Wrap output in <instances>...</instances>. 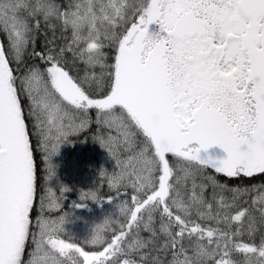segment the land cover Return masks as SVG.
Instances as JSON below:
<instances>
[{
	"label": "snow or ice",
	"instance_id": "obj_1",
	"mask_svg": "<svg viewBox=\"0 0 264 264\" xmlns=\"http://www.w3.org/2000/svg\"><path fill=\"white\" fill-rule=\"evenodd\" d=\"M41 19L71 33L63 46L36 49ZM152 24L160 34H149ZM0 33V264H264V185L230 188L208 174L264 175V0H71L63 10L55 0H0ZM30 46L39 62L18 76ZM92 110L120 169L108 185L134 194L119 206L120 231L105 242L97 227L88 243L106 246L89 252L54 238L66 214L46 215L61 208L51 188L38 200L32 135L51 180V157L91 125ZM214 146L227 158L201 157ZM245 194L252 207L237 208ZM88 199L101 202L95 191Z\"/></svg>",
	"mask_w": 264,
	"mask_h": 264
},
{
	"label": "trees",
	"instance_id": "obj_2",
	"mask_svg": "<svg viewBox=\"0 0 264 264\" xmlns=\"http://www.w3.org/2000/svg\"><path fill=\"white\" fill-rule=\"evenodd\" d=\"M71 0H55L61 10L67 8ZM36 41L37 50H46L49 47L59 48L67 42V38L70 37V32H64L61 27L60 21L56 19L50 20L45 23L41 19L39 31L32 33ZM0 38L4 44L5 50H8V41L6 35L0 33ZM111 56V49H105ZM31 46L29 52L24 55V63L20 65V69L17 71L19 76L23 69L27 65L38 63L39 61L35 56H31ZM15 67V65H13ZM69 67L71 68V74L77 75V67H72L71 58L69 56ZM82 69V66H79ZM99 69H97V72ZM94 95H101L102 93H93ZM27 110V108H26ZM92 123L82 132L71 136L68 141L60 146L59 152L51 157V164L55 170V175L51 180L46 179L45 169L46 164L43 163V155L37 145V137L32 135V143L35 149V158L38 168V187L37 197L46 194L48 189L51 188L56 194L57 199L61 205L60 210H54L46 212V215L52 219L66 214L65 223L63 224V230L54 235V238L65 239L66 241L74 242L84 250L101 251L104 245L93 246L88 243L92 238L93 230L97 227L101 228L102 235L105 242H110L114 234L120 231V224L126 223L127 217L123 213H119V206L130 207L131 196L134 194L131 188H120L119 190L109 187L107 177H111L113 173L119 172L120 169L116 166L114 158L108 153L106 148L101 147L98 142V137L101 135L100 128L95 123V110L90 112ZM29 130L32 131L31 122H29ZM106 135V131L104 133ZM121 159H126L128 153H118ZM171 160V157H170ZM209 175L216 176L217 180L221 183L228 185L230 188H251L253 185H264V175H257L253 178L241 177L238 179H228L221 175L215 174L212 170H208ZM63 188H67L66 193L62 192ZM95 191L101 202H93L90 199L81 200L83 193ZM208 198L211 201V188L208 189ZM219 195V194H218ZM230 199L231 194L225 193ZM253 194H245L241 196L237 201V208H251V200ZM109 199H112V203H109ZM39 204L37 202V208ZM217 207V203L213 202V208ZM236 211V208L231 210L232 213ZM36 212H33L35 217ZM195 219V217H194ZM109 220L110 223L105 226V221ZM204 226L215 227L216 225L212 221H197ZM35 223V221L33 222ZM160 221L159 216L156 217L155 227L159 229ZM106 227V230H105ZM224 227V225H220ZM36 229L33 227V231ZM261 231H264L262 229ZM261 231H258L255 235L254 242L258 245L260 242ZM141 236L147 238L149 236L146 232H141ZM164 237L160 238L156 242L158 248L163 242ZM241 242L250 243L253 242L245 234L240 238ZM29 250L32 248L31 243L28 246ZM155 251L152 255H156ZM74 258L79 261L78 254H72ZM135 258V257H134ZM123 257L120 258L122 261ZM161 259H170V256L161 255ZM234 259L242 260L243 257L239 254H234ZM71 264V262H66Z\"/></svg>",
	"mask_w": 264,
	"mask_h": 264
},
{
	"label": "rangeland",
	"instance_id": "obj_3",
	"mask_svg": "<svg viewBox=\"0 0 264 264\" xmlns=\"http://www.w3.org/2000/svg\"><path fill=\"white\" fill-rule=\"evenodd\" d=\"M149 34L150 35H153V36H156L157 34H160V30H159V26L157 24H152V25H149ZM214 147L208 149L207 151H203L201 152V157L202 158H212L213 160H216L218 161V158L216 157L215 154H213V150ZM70 242V241H69ZM78 245V244H77ZM80 246V245H78ZM102 251V250H101Z\"/></svg>",
	"mask_w": 264,
	"mask_h": 264
},
{
	"label": "flooded vegetation",
	"instance_id": "obj_4",
	"mask_svg": "<svg viewBox=\"0 0 264 264\" xmlns=\"http://www.w3.org/2000/svg\"><path fill=\"white\" fill-rule=\"evenodd\" d=\"M212 150H213V154H215L216 157L218 158V161L227 158V153L223 152V150L218 146H214V149Z\"/></svg>",
	"mask_w": 264,
	"mask_h": 264
},
{
	"label": "water",
	"instance_id": "obj_5",
	"mask_svg": "<svg viewBox=\"0 0 264 264\" xmlns=\"http://www.w3.org/2000/svg\"><path fill=\"white\" fill-rule=\"evenodd\" d=\"M0 42H2L1 38H0Z\"/></svg>",
	"mask_w": 264,
	"mask_h": 264
}]
</instances>
